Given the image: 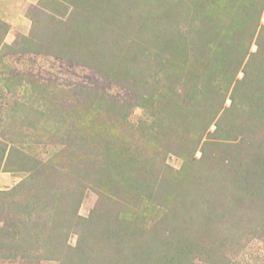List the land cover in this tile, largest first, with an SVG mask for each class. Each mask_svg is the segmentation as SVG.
Segmentation results:
<instances>
[{"label":"rangeland","instance_id":"374dc122","mask_svg":"<svg viewBox=\"0 0 264 264\" xmlns=\"http://www.w3.org/2000/svg\"><path fill=\"white\" fill-rule=\"evenodd\" d=\"M238 1L0 0V264H264V0Z\"/></svg>","mask_w":264,"mask_h":264},{"label":"trees","instance_id":"16d2710c","mask_svg":"<svg viewBox=\"0 0 264 264\" xmlns=\"http://www.w3.org/2000/svg\"><path fill=\"white\" fill-rule=\"evenodd\" d=\"M257 1H259V0H255V2H257ZM262 1V0H261ZM232 2H233V5H236L237 6V4H239V1L238 0H232ZM241 2V1H240ZM260 6V5H259ZM259 12H260V14L262 13L261 12V9H259ZM257 24H258V21L256 22V27H257ZM256 27H254V32L256 31ZM261 32H263L264 33V28H263V30H261ZM201 47H202V44H201V40H200V44H196V45H194L192 48L193 49H195V51L196 50H201ZM192 49V50H193ZM190 47L188 46V45H186L185 43H184V45H183V47H182V49L180 50V52L183 54V57L185 58L184 59V61H183V63L185 62V63H187V61H188V57H189V53H190ZM194 50H193V52H195ZM181 53H180V55H181ZM199 57V56H198ZM200 57H202L203 58V56H200ZM199 57V58H200ZM223 57V59L221 60L222 62H221V65L220 66H226L225 65V60H227V55L225 54L224 56H222ZM201 59V58H200ZM207 59L210 61V63L212 62V60L210 59V58H208L207 57ZM216 62L217 61H215L214 62V64H216ZM223 64V65H222ZM263 71H264V69H263ZM237 74V73H236ZM236 74H234V75H232V79H231V81L229 82V85H231V83H232V80L234 79V78H236ZM235 80V79H234ZM244 80H246V77L244 78ZM244 80H242V81H238V83H239V85H241V87H242V85L244 84ZM182 81V80H181ZM190 85L191 84V82H189V81H186V84H185V86H187V85ZM191 85H193V87H194V85L195 84H191ZM210 85V86H209ZM209 88H208V86L206 87V86H204V87H198V89H201V91L199 92V93H202L203 94V98H207V96L209 95V92L211 91V86L213 85V84H211V83H209ZM201 86V85H200ZM209 90V91H208ZM198 93V94H199ZM249 93V97H248V99H246V98H244V99H241V101L243 102V101H245L244 103V105H246V104H248V105H252L253 106V108L254 109H257V111L259 112H262V114H263V116L262 117H260V118H262V120L264 119V73H262V76L259 78V80H258V82L255 84V85H253L252 86V91H250V92H248ZM242 94H245V96L247 95L246 94V90H244L243 91V93ZM209 98H211V96H209ZM232 98V107L233 106H235V107H237V105H240V104H237L236 103V93H234L233 94V96L231 97ZM224 98H223V102H224ZM237 104V105H236ZM256 106V107H255ZM222 107H223V103H222V105L220 106V107H218V112L217 113H219V111H221V109H222ZM161 112V111H160ZM216 113V114H217ZM256 117H258V116H256ZM259 118V117H258ZM263 122H264V120H263ZM220 127V126H219Z\"/></svg>","mask_w":264,"mask_h":264}]
</instances>
